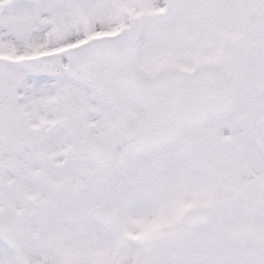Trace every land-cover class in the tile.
Returning a JSON list of instances; mask_svg holds the SVG:
<instances>
[{
  "label": "snow or ice",
  "instance_id": "obj_1",
  "mask_svg": "<svg viewBox=\"0 0 264 264\" xmlns=\"http://www.w3.org/2000/svg\"><path fill=\"white\" fill-rule=\"evenodd\" d=\"M0 264H264V0H0Z\"/></svg>",
  "mask_w": 264,
  "mask_h": 264
}]
</instances>
